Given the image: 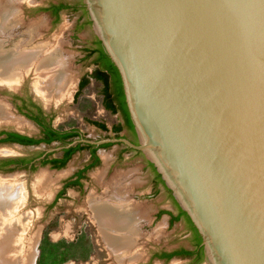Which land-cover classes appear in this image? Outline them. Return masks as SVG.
Masks as SVG:
<instances>
[{"label": "water", "instance_id": "obj_1", "mask_svg": "<svg viewBox=\"0 0 264 264\" xmlns=\"http://www.w3.org/2000/svg\"><path fill=\"white\" fill-rule=\"evenodd\" d=\"M81 7L118 71L137 144L79 137L32 162L78 143L122 142L153 165L198 232L206 264H264V0Z\"/></svg>", "mask_w": 264, "mask_h": 264}, {"label": "rangeland", "instance_id": "obj_2", "mask_svg": "<svg viewBox=\"0 0 264 264\" xmlns=\"http://www.w3.org/2000/svg\"><path fill=\"white\" fill-rule=\"evenodd\" d=\"M12 1L13 2L10 3L12 7L10 10L17 12L19 21L23 24L24 28L38 24L40 33V37H38L39 41H43L46 44H57L58 53L61 57L65 58L68 66L67 71L73 79L72 88H70L69 92L70 94L60 101L52 99L49 103H45L39 92L37 93L36 91L35 83L39 76L36 69H31L29 71L30 75H28V78L22 85H28L34 99L45 108L46 112L53 114V125L58 129L76 128L85 135L84 137L89 139L96 140L103 138L102 133L87 123L86 119L100 120L110 126L112 123L120 121V118L117 117V115L106 112L102 108L98 84L91 81L90 84L81 91L78 98L74 100V92L77 89L78 79L83 74H89L91 70L88 61H82L81 50L83 46L90 44L95 37L86 10L84 8L83 10L79 9L82 0H62L70 5L78 4V9H75V11L67 10L66 12H62L59 20L54 24L51 23L49 15L46 12L40 11L38 8L47 6L50 2L58 0ZM7 2L6 0H1L2 5L0 8H9ZM78 16L88 20V23L74 33L73 27ZM11 37L12 36L0 33V42L3 43L5 41L4 43H7L10 41ZM4 84H0V103H2L6 110L15 117H22L16 113L14 105L9 97L12 91H16L18 88L22 87V85L13 88V86L7 87L4 86ZM17 84L14 86H17ZM31 85L33 86L36 96L33 94ZM10 122H0V129H15L29 135L38 133V129L32 125H25L18 128L17 125ZM57 145L59 144L56 142L50 145L40 144L33 146L0 143V155H15L17 158H32L39 156L46 149ZM5 149L9 152H4ZM119 150H121V146L117 144L99 148L98 155L100 156V164L88 172L87 179L83 184V191L79 192L69 188L65 195L58 199L54 198L63 180L70 177L76 169L87 161L88 154L86 150L74 154L67 164L59 170L37 164L34 170L16 168L11 171L0 172V180L5 182L12 181V183L17 184L20 183L25 190V197L21 201V206L18 208V214H16L18 216L15 217V215L14 217L20 218V216L23 217L24 215L26 217L30 216V221H28L30 224L27 227L28 230L25 228L23 230L21 225V230L27 232L23 234L26 237H24V241H20L19 253L14 257L15 263L13 262L11 264H25L26 254L28 252V255L31 254L30 245L32 239L30 238H33V236L37 237L36 246H33L35 250H32V255L37 253L34 264L187 263V260L183 258H173L168 262H162L151 257L152 250L157 248H172L179 245H184L189 248L193 247L191 245V232L183 218H180L172 225H168L167 215L161 214L157 220L151 222L153 213L157 209L170 210L176 213L177 209L175 204L167 193L164 185L159 184L155 194L151 191V170L147 165L148 160L142 153V156H139L131 151H124L122 157L118 159L117 155ZM97 174L101 175L100 180L97 179ZM125 174H128V176L132 175L128 180V184L132 183V190H129L127 187V181L125 179L123 180V186L124 184L127 185V188H124L127 198L129 199L128 195L130 193L132 200L142 204L138 206L137 209H141L140 211L144 212V214L145 212L148 214L147 219L141 224V227L138 228L140 236L134 248L139 254L136 260L133 258L118 260L110 253L89 208L90 199H93V197H97V199L102 198L104 196L105 187L109 186L111 189L113 183L115 184L118 180L116 178L120 176L124 178ZM45 177L46 182L45 184L43 183L42 192L37 193L35 191V183H37L38 179H43ZM112 178H114V180H112ZM104 179H106L107 185L103 183ZM9 183L10 182L6 184ZM129 202L132 203L130 200ZM0 212H2V210H0ZM2 214L3 213H0V218ZM3 219L2 217L0 220L3 222ZM2 234L3 232H0V236ZM135 253L136 252H133L132 255ZM5 257L13 256L12 253L9 252L7 256L5 254ZM1 262L2 257H0V263ZM1 264H3V262ZM197 264H206L205 258Z\"/></svg>", "mask_w": 264, "mask_h": 264}, {"label": "bare ground", "instance_id": "obj_3", "mask_svg": "<svg viewBox=\"0 0 264 264\" xmlns=\"http://www.w3.org/2000/svg\"><path fill=\"white\" fill-rule=\"evenodd\" d=\"M6 1H8L7 6L9 8H0V33L12 37L7 43H4L5 41L0 42V82L11 86L17 83L24 73L36 69L39 73L35 83L36 91L39 92L45 103H49L52 99L60 101L66 98L70 94L73 79L67 71L68 66L65 58L58 53L57 44H46L39 41V25L24 28L19 21L17 12L10 10L12 8L10 3L13 1ZM1 5L0 0V7ZM3 121H11L18 128L27 125L22 119L9 113L5 106L0 103V122ZM4 152L9 151L5 149ZM100 177L101 175L97 174L98 180ZM116 179L118 180L115 184L113 183L111 189L109 186V188L105 187L102 198L93 197L90 199L89 208L110 253L118 260L125 258L136 260L139 254L134 248L140 236L137 225L142 221L145 214L136 209L138 206L129 202L130 199L127 198L124 189L127 185L124 184L123 186L124 178L118 177ZM8 182L10 183L6 184ZM45 182L46 177L38 179L35 183L37 193L42 192ZM24 197L25 190L22 184L0 180V210H2L0 213H3L1 218H4L3 222L0 220L2 222L0 223V232H3L0 236V257H2L3 264L15 263L14 257L18 255L20 250L19 243L24 241V237H26L23 235L26 231L23 230L24 228L27 229L30 224L28 223L30 216L24 215L23 217L20 216L21 219L15 218L18 216L16 214H18V208L21 206ZM21 225L23 230H21ZM30 239H32L30 245L32 247L35 236ZM9 252L12 253L13 257H5V254L7 256ZM133 252L136 253L132 255ZM28 254L29 252L26 254L25 264L29 261ZM32 262L33 259L31 264Z\"/></svg>", "mask_w": 264, "mask_h": 264}, {"label": "flooded vegetation", "instance_id": "obj_4", "mask_svg": "<svg viewBox=\"0 0 264 264\" xmlns=\"http://www.w3.org/2000/svg\"><path fill=\"white\" fill-rule=\"evenodd\" d=\"M77 5L78 4L70 5V4L66 3L65 1L58 0V1L50 2L47 6H43V7L38 8V9L40 11L46 12L49 15V17H50L51 23L54 24V23H56L59 20L60 15H61L62 12H66L67 10H71V11L74 10L75 11V9H78ZM79 9L83 10V8L81 6H80ZM87 23H88V20H85V19H83V17H79L78 16L77 17V20H76V23L74 24V27H73V32L76 33L80 28H83V26L85 24H87ZM94 48H96V49L98 48L99 49V45H97V43H96V37H94L92 39V41H91L90 44H88L86 46H83V48L81 50L82 51V56H81L82 57V61H88V65L91 66V70H90L89 74L91 72H93L94 70H96L98 68V65H100V63H101L100 62L101 53H100L99 50L93 52L92 54H89L90 50H93ZM96 63H99V64H96ZM28 73H24L21 76V79L17 82L18 84L16 83L17 86H14L16 84H13L11 86H9L7 84H4V86H7V87L8 86L9 87H12L13 86V88L18 87L19 85L21 86L23 83H25V80L28 78V75H30V73L29 74ZM84 76H88V74H83L78 79L77 89L74 92V97H75L76 92L78 91L79 83L83 79ZM91 81L96 82L94 79L90 78V82ZM96 83L100 87V84L98 82H96ZM31 87H32V91H33V94H34L35 91L33 89V86L31 85ZM109 91L112 94L113 103L116 105V107L118 108V110L114 114H112L109 111H107L103 107V105H102V98L103 97L101 96V101L100 102H101L102 108L106 112H108V113H110L112 115H117V117L120 118V121L114 122L110 126L107 125L104 122L105 125H106V127H107V130H102V129L96 127L95 125H92L90 123L89 124L92 125L94 128H96L97 130H99L102 133V137H116V138L124 137V138H127L128 140H130L132 143L137 144V138H136V135H135V131L133 129H129L126 126H122V129H121L120 132L116 133V132L112 131V126L115 123H120L121 125L123 124V116H122V110H121V106H120L121 105V102H120L121 100L117 99L116 93H115V88H114V86H113V84H112L111 81L109 82ZM9 97L11 99L12 104L14 105V108H15L16 113L19 116H22V117H18V118L22 119L27 124L26 126H30L31 125L29 122L33 123L37 127V129H38V133L37 134H32V135H27L25 133L16 132L13 129H0V140L6 139L8 137V134H18V135H22V136H26V137H32V138H35V139H40V138L46 139V137H50V136L52 137L53 135H55L54 130L55 131L58 130L57 133L60 134L62 132H59V131H71L72 129H74L75 131H77V134H78L76 137L71 138L72 140L75 139V138H79V137H84L85 136V135H83V133H81L76 128L58 129L57 127H55L53 125V114L50 113V112H46L45 108H43L40 105V103L34 99L33 95L30 93V90H29L28 85H25L24 84V85H22V87L18 88L16 91L15 90L12 91ZM26 120H28L29 122L26 121ZM93 120H96V119H93ZM97 121H100V120H97ZM3 122H5V121H3ZM100 122H103V121H100ZM46 129L51 130L52 133L51 134L46 133ZM54 142H56L59 145L60 144H64L60 139H57L55 141H52L50 144H52ZM0 143L12 144V143H15V142L0 141ZM17 144H19V143H17ZM40 144L50 145V144H46L44 142H40L37 145H40ZM81 144H86V143H81ZM113 144H117V145H120L121 146V150L118 151V155H117V158L118 159H120L122 157V154H123L124 151H128V152L131 151V152H133V153H135V154H137L139 156H142V154L139 151H137V150H135L133 148L128 147L127 145H125L122 142H118V143H106V144H103V145L98 146V147L89 144V145H91V148L89 150H86L87 151V154H88L87 161L81 167H79L78 169H76L72 173V175L70 177H68L67 179L63 180V182H62V184H61V186H60V188H59L56 196L60 192H61V194L57 198L55 196L54 199H58L61 196L65 195L66 191L69 188L70 189H75L76 191H79V192H82L83 191V184H84V181L87 179L88 172L91 169L99 166V164H100V156L98 155V149L99 148L108 147V146H111ZM19 145H22V144H19ZM22 146H33V145H22ZM63 150H65V149H63ZM63 150L58 151V152L48 153L41 160H39L37 162H32L36 157H32V158L31 157H28V158H25V159L28 160V163H27V166L24 167V169H29L30 170V168L32 166H34L36 168L37 164L42 165V166H48L49 168L52 169V167L50 166V163H47V164L43 165V164H41V161L45 157L48 158V159H52V158H55V157H58V158L59 157H62ZM90 150H95V156L94 155H91L92 153H91ZM77 152H79V151H77ZM77 152H75L74 154H76ZM40 155H42V154H40ZM73 155H72V157H73ZM39 156H37V157H39ZM94 157H98L99 163L96 166H94V167H92V168H90V169L85 170L84 172H82L81 173V175H82L81 177L78 176L77 175V172L79 170L84 169L86 166H88L90 163H92L94 161ZM16 159H18V158H16ZM7 160H12V159H5V160L4 159H1L0 160V163L2 162L4 164L5 162H7ZM16 164H18L20 166V163H16ZM14 165H15V163L4 164V167L5 168H8V167H13ZM147 165H148L149 169L151 170V186H150V189L153 192V194H155L157 192V188H158L159 184H162V183L159 182L158 175H157L158 173L155 171V169H153V167L150 165V163L148 161H147ZM19 168H22V167H19ZM57 170H59V169H57ZM124 176H125L124 179L127 181V185H128L127 187L129 188V190H132L131 189L132 188V183L131 184H128V180L131 178L132 175L128 176V174H125ZM76 179H78V181H79L78 185L66 187V184H67L68 181H73V180H76ZM112 180H114V178H112ZM106 182H107L106 179H104V182L103 183L107 185ZM165 189H166V187H165ZM166 191H167V189H166ZM167 193H168V191H167ZM128 197H129L130 201L134 205H136V206H141L142 205L141 203H138V202H135L134 200H132V198L130 197V193H129ZM171 198H172L173 203H174L173 197H171ZM140 210H139V212H140ZM160 211H163L164 212L162 214L167 215V217H168V225H172L173 224V222L171 220L172 219V216L174 214H176L177 212L174 213L173 211H170V210H159V209H157L153 213L151 222H154L155 220H157L159 218V216L161 215L160 214ZM147 216H148V214H146V212H145V218L139 224V228L141 227V224L147 219ZM181 248H183V249H193V247L189 248V247H186L184 245H179V246L172 247V248L162 247L160 249L157 248L155 250H152L151 257L154 258V259L160 260L162 262H168V261L172 260L173 258H183V257H178V256H174V257H171V258L168 257V255L170 253H172V252H174L176 250H179ZM183 259H186L187 260V263L186 264H192L193 259H194V255L191 256V257L183 258Z\"/></svg>", "mask_w": 264, "mask_h": 264}, {"label": "trees", "instance_id": "obj_5", "mask_svg": "<svg viewBox=\"0 0 264 264\" xmlns=\"http://www.w3.org/2000/svg\"><path fill=\"white\" fill-rule=\"evenodd\" d=\"M96 43H97V45H99V49L94 48L93 50H90L89 54H92L93 52L99 50L101 53V57H100L101 63H100V65H98V68L96 70H94L93 72L88 74V76L83 77V79L79 83L78 91L76 92L74 99L76 100L78 98V96L81 94V91L90 83V78H92L100 84L99 94L103 97L102 98L103 107L107 111H109L110 113L114 114L117 112L118 108L113 103V97H112L111 92L109 91V82L111 81L114 88H115V93H116L117 99L121 100L120 106H121L122 116H123V124L121 125L120 123H115L112 126V131L118 133L121 131L122 126H126L127 128L134 130L133 124L130 120V117H129V114L127 111V107L125 104L124 94H123L121 80H120V76L118 74V71H117L116 67L113 65V63L111 62V60L108 58L107 54L104 52V50L101 46V43L97 38H96ZM96 64H99V63H96ZM86 121L92 125H95L96 127L100 128L102 130H107V127H106L104 122H100V121L93 120V119H87ZM57 131L54 130L55 135H53L52 137L51 136L46 137V139H44V138L35 139L32 137H26V136H22V135H18V134H8V137L6 139L0 140V141L15 142V143H19L22 145H37L40 142L50 144L52 141L60 139L63 143H65V142L72 140L71 138H74L78 135L77 131H75L74 129H72L71 131H59V132H62L60 134L57 133ZM46 133L51 134L52 131L49 129H46ZM90 148H91V145H89V144L78 143V144H76V145H74L68 149L63 150L62 157H59V158L55 157L52 159H48L45 157L41 161V164L45 165L47 163H50V166L52 167V169H62L75 152L83 151V150H89ZM90 151L92 153L91 155L95 156V150H90ZM10 163H15V165L13 167H8V168L4 167V164H10ZM16 163H20V166ZM27 163H28V160L25 158L7 160V162H5L4 164L2 162L0 163V172L11 171V170H14V169L19 168V167L24 168L27 166ZM98 163H99L98 157H94V161L92 163H90L88 166H86L84 169L79 170L77 172V175L81 177L82 172L96 166ZM150 165L153 167V165L151 163H150ZM34 169H35L34 166H32L30 168V170H34ZM153 169H154V167H153ZM157 175H158L159 182L163 184L159 174H157ZM78 183H79L78 179L73 180V181H68L66 184V187L78 185ZM167 191H168L169 195L171 196L170 191L168 189H167ZM60 194H61V192L56 196V198ZM174 203H175V207L177 209V213L172 216L171 220L173 223L178 221L180 218H183L185 220L189 231L192 233L191 234V245L193 246V249L181 248L179 250H176V251L170 253L168 255V257L171 258L174 256H178V257L187 258V257H191L194 255V259H193L192 264H197V263L201 262L204 258L203 248L200 245L201 238H200L198 232L196 231V229L194 228V226L192 225L190 219L185 214V212L180 209V207L175 202V200H174ZM162 213H164V212L160 211V214H162Z\"/></svg>", "mask_w": 264, "mask_h": 264}, {"label": "crops", "instance_id": "obj_6", "mask_svg": "<svg viewBox=\"0 0 264 264\" xmlns=\"http://www.w3.org/2000/svg\"><path fill=\"white\" fill-rule=\"evenodd\" d=\"M143 219H144V218H143ZM143 219H142V221H143ZM142 221H140L139 224H140ZM137 228H139V225H137Z\"/></svg>", "mask_w": 264, "mask_h": 264}]
</instances>
